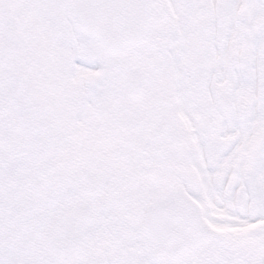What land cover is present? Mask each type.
<instances>
[{"label": "snow or ice", "instance_id": "1", "mask_svg": "<svg viewBox=\"0 0 264 264\" xmlns=\"http://www.w3.org/2000/svg\"><path fill=\"white\" fill-rule=\"evenodd\" d=\"M0 264H264V0H0Z\"/></svg>", "mask_w": 264, "mask_h": 264}]
</instances>
